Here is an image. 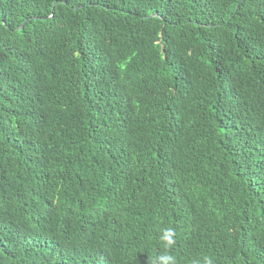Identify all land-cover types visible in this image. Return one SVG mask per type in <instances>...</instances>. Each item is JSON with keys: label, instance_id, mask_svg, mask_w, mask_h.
<instances>
[{"label": "trees", "instance_id": "trees-1", "mask_svg": "<svg viewBox=\"0 0 264 264\" xmlns=\"http://www.w3.org/2000/svg\"><path fill=\"white\" fill-rule=\"evenodd\" d=\"M264 264V0H0V264Z\"/></svg>", "mask_w": 264, "mask_h": 264}, {"label": "clouds", "instance_id": "clouds-1", "mask_svg": "<svg viewBox=\"0 0 264 264\" xmlns=\"http://www.w3.org/2000/svg\"><path fill=\"white\" fill-rule=\"evenodd\" d=\"M176 230L174 227H167L161 230L159 240L161 241L165 251L158 255L152 261V264H177V258L172 254L171 249L176 244ZM192 264H215L213 257L204 255L194 260Z\"/></svg>", "mask_w": 264, "mask_h": 264}]
</instances>
